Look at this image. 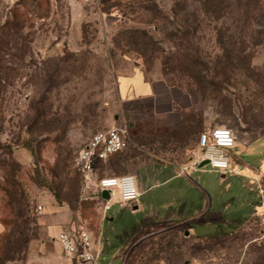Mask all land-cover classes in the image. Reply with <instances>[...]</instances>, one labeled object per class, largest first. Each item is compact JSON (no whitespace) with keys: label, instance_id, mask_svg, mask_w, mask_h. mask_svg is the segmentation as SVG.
Listing matches in <instances>:
<instances>
[{"label":"rangeland","instance_id":"1","mask_svg":"<svg viewBox=\"0 0 264 264\" xmlns=\"http://www.w3.org/2000/svg\"><path fill=\"white\" fill-rule=\"evenodd\" d=\"M131 71L156 84L170 113L120 101L117 80ZM215 125L236 137L233 171L143 177L141 197L114 196L103 211L100 178L168 162L182 171ZM111 126L130 147L76 173L75 154ZM257 173L264 0H0V264H63L52 236L71 228L90 233L97 264H264Z\"/></svg>","mask_w":264,"mask_h":264},{"label":"built area","instance_id":"2","mask_svg":"<svg viewBox=\"0 0 264 264\" xmlns=\"http://www.w3.org/2000/svg\"><path fill=\"white\" fill-rule=\"evenodd\" d=\"M197 153L192 168L184 166L182 172L194 169L201 161L206 160L212 170L219 173L232 171L230 148L236 145V137L231 129L225 126H210L203 129L196 140ZM130 147V140L126 130L111 126L103 131H97L89 138L84 146L75 154L73 168L84 178L92 175L100 163L106 162L110 157ZM135 176L125 174L120 176H106L98 181L100 200L104 212L110 209V199L117 197L120 205L134 202L140 193L137 188ZM108 191V199H103L102 191ZM41 211V206L37 207ZM54 241L58 244L62 256L68 264H97V254L93 249V240L85 229L60 230Z\"/></svg>","mask_w":264,"mask_h":264},{"label":"crops","instance_id":"3","mask_svg":"<svg viewBox=\"0 0 264 264\" xmlns=\"http://www.w3.org/2000/svg\"><path fill=\"white\" fill-rule=\"evenodd\" d=\"M163 87L165 89H168V86L163 83ZM117 93H118V97L120 99L121 102H125V103H139L141 101L144 100H149L150 101V108L152 110V113L155 115H167L168 113L171 112V109H165V110H160L159 108V93H158V87H156V84L150 80L145 79V76L142 72L139 71H131V73L129 74H125L121 77H119V79L117 80ZM169 104L172 103V101ZM163 117V116H161ZM197 140V139H196ZM112 158V157H111ZM181 165H174L170 162H168V164H163L160 165L158 168H152L149 165H146L145 167H143V170L140 172H135L133 176H135L136 180H141L143 177H145L146 180H155L156 178H162L161 183H165L169 180H173L175 178L184 176H186L185 172H180V167ZM187 166V165H185ZM232 167V165H231ZM192 168V167H190ZM190 170V169H188ZM187 170V171H188ZM193 170V169H192ZM233 171V168H232ZM222 177H224V174H222ZM251 178L252 180L255 181H259V180H263L264 179V173H257V174H251ZM152 186V185H151ZM144 187H146L145 189L142 187V185L140 187H137L139 190V197L142 196V194L148 190L150 188V186H148L147 182H145ZM138 197V198H139ZM135 207H137L135 205ZM194 218V217H192ZM213 222H217L215 219H213ZM219 223H224L226 222V220H221L218 219ZM60 230H54V236H56L58 234ZM52 236V237H54ZM55 238V237H54ZM54 243L56 244V242L54 241ZM57 245V244H56ZM60 257L63 258L62 254L60 253ZM59 257V258H60ZM57 257L54 256L52 258L53 261H55ZM65 258H63L64 260ZM63 264H66L67 261L64 260L62 262ZM68 264V263H67Z\"/></svg>","mask_w":264,"mask_h":264},{"label":"water","instance_id":"4","mask_svg":"<svg viewBox=\"0 0 264 264\" xmlns=\"http://www.w3.org/2000/svg\"><path fill=\"white\" fill-rule=\"evenodd\" d=\"M207 163H208V162H207L206 160L201 161V162L198 164V168H201V167L205 166ZM101 196H102L103 199H108V197H109V193H108V191H106V190L102 191V192H101Z\"/></svg>","mask_w":264,"mask_h":264},{"label":"trees","instance_id":"5","mask_svg":"<svg viewBox=\"0 0 264 264\" xmlns=\"http://www.w3.org/2000/svg\"><path fill=\"white\" fill-rule=\"evenodd\" d=\"M220 34H222V33H220ZM219 39V41L220 42H222V40H221V38H218ZM122 153V152H121ZM120 154V153H119ZM76 156V155H75ZM74 159V158H73ZM111 159V157L107 160V161H109ZM106 161V162H107ZM72 162H73V160H72ZM105 163V162H104ZM100 164H102V163H100ZM72 166H73V163H72ZM74 169V171L76 172V173H78L76 170H75V168H73ZM123 175H125V174H123ZM108 176H120V175H115V174H113V175H108Z\"/></svg>","mask_w":264,"mask_h":264}]
</instances>
